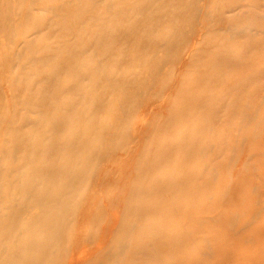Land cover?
<instances>
[{
	"label": "rangeland",
	"instance_id": "1",
	"mask_svg": "<svg viewBox=\"0 0 264 264\" xmlns=\"http://www.w3.org/2000/svg\"><path fill=\"white\" fill-rule=\"evenodd\" d=\"M0 264H264V0H0Z\"/></svg>",
	"mask_w": 264,
	"mask_h": 264
},
{
	"label": "bare ground",
	"instance_id": "2",
	"mask_svg": "<svg viewBox=\"0 0 264 264\" xmlns=\"http://www.w3.org/2000/svg\"><path fill=\"white\" fill-rule=\"evenodd\" d=\"M181 5V4H180ZM165 145V144H164ZM174 150V149H173ZM102 151V150H101ZM152 170V169H151ZM95 205V204H94ZM90 214V213H89ZM122 225V224H121ZM43 228V227H42ZM46 228V227H45ZM61 240V239H60ZM82 261V260H81ZM78 262V261H77ZM83 262V261H82ZM81 263V262H80Z\"/></svg>",
	"mask_w": 264,
	"mask_h": 264
}]
</instances>
